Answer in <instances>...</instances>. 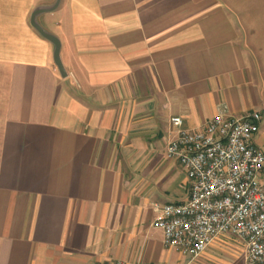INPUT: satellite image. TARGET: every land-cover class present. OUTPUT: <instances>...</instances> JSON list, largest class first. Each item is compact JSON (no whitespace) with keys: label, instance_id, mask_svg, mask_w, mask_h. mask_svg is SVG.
Segmentation results:
<instances>
[{"label":"crops","instance_id":"1","mask_svg":"<svg viewBox=\"0 0 264 264\" xmlns=\"http://www.w3.org/2000/svg\"><path fill=\"white\" fill-rule=\"evenodd\" d=\"M222 104L260 113L264 151V0H0V264H243L153 226L188 198L170 117Z\"/></svg>","mask_w":264,"mask_h":264},{"label":"built area","instance_id":"2","mask_svg":"<svg viewBox=\"0 0 264 264\" xmlns=\"http://www.w3.org/2000/svg\"><path fill=\"white\" fill-rule=\"evenodd\" d=\"M260 119L257 110L232 115L225 104L197 129L178 115L169 119L166 155L186 173L188 198L155 205L153 226L161 229L163 245L189 262L229 234L242 246L243 264H264V151L253 143Z\"/></svg>","mask_w":264,"mask_h":264},{"label":"water","instance_id":"3","mask_svg":"<svg viewBox=\"0 0 264 264\" xmlns=\"http://www.w3.org/2000/svg\"><path fill=\"white\" fill-rule=\"evenodd\" d=\"M37 13V12H36ZM39 31L45 35L47 38H49L54 44H55V50H54V60H55V63L57 65V67L59 69H61V63H60V60H59V44L58 42L55 40L54 36L53 35H50L48 33H45L43 32L42 30L39 29Z\"/></svg>","mask_w":264,"mask_h":264},{"label":"rangeland","instance_id":"4","mask_svg":"<svg viewBox=\"0 0 264 264\" xmlns=\"http://www.w3.org/2000/svg\"><path fill=\"white\" fill-rule=\"evenodd\" d=\"M224 236L227 237L226 240L229 241L230 243H233L235 245H239L240 242L236 237L229 235V234H226Z\"/></svg>","mask_w":264,"mask_h":264}]
</instances>
